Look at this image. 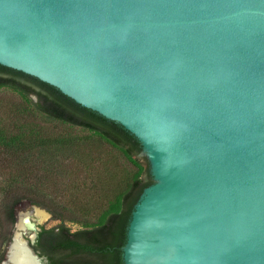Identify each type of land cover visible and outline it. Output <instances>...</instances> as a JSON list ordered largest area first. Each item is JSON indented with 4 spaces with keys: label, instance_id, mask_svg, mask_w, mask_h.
Wrapping results in <instances>:
<instances>
[{
    "label": "water",
    "instance_id": "95a60500",
    "mask_svg": "<svg viewBox=\"0 0 264 264\" xmlns=\"http://www.w3.org/2000/svg\"><path fill=\"white\" fill-rule=\"evenodd\" d=\"M0 64L141 143L124 264H264V0H0Z\"/></svg>",
    "mask_w": 264,
    "mask_h": 264
},
{
    "label": "trees",
    "instance_id": "16d2710c",
    "mask_svg": "<svg viewBox=\"0 0 264 264\" xmlns=\"http://www.w3.org/2000/svg\"><path fill=\"white\" fill-rule=\"evenodd\" d=\"M0 87H11L28 99V107L16 108L20 114L30 109L22 118L27 123L42 115L94 136L84 144L39 133L13 134L0 126V261L9 244L4 234L7 224L11 225L19 201L28 199L35 205L49 201L54 212L74 208L87 212L65 219L83 226L76 231L63 219L57 227L40 226L31 247L46 259L45 264H124L122 246L127 241L132 212L143 190L153 183L139 140L120 123L78 104L55 86L1 64ZM98 143L115 150L125 164L119 166L112 156L110 165L98 150ZM73 160L91 171L87 177L89 188L77 179L68 182L72 173L65 161ZM99 165L106 168V175L96 174L94 170ZM51 187L55 194L47 200L45 192Z\"/></svg>",
    "mask_w": 264,
    "mask_h": 264
},
{
    "label": "rangeland",
    "instance_id": "374dc122",
    "mask_svg": "<svg viewBox=\"0 0 264 264\" xmlns=\"http://www.w3.org/2000/svg\"><path fill=\"white\" fill-rule=\"evenodd\" d=\"M30 98H32L34 101L37 100L36 96L34 95H31ZM27 100L28 99L22 97L18 91L14 90L11 87H0V126H4V129L7 132L17 134L21 131L26 135L30 133H34V134L39 133V135L43 137L78 140L77 141L78 143L91 142L92 137H94L91 132L87 130H83L82 128H78L76 126L62 123L59 120H54L52 118H48L42 115H40V118L30 123H27L28 121L22 120V118H24L25 115L27 114V111L30 109H25L24 112L20 114L18 113L16 108L28 107ZM94 144L96 145V142ZM97 147L99 151H102V156L105 157V160H107L110 165L112 163L110 157L112 156L115 157L114 161L119 163V166L125 164V161L122 159L120 161L116 151L111 149L109 146L107 145L104 146L102 143H98ZM143 161L145 162V160ZM65 164L69 173H72L68 182L71 183L73 180L77 179L81 182V184H85L87 188L90 187L87 177L89 176V174H91V171H89V169L86 166L80 165V163L77 162L76 160L65 161ZM121 169H122L121 167L118 168V170ZM105 170L106 168H103L102 165H99L98 167H96L94 171L96 172V174L103 173L104 175H106ZM112 172L115 173V175L117 176L116 169L113 168ZM53 190L54 189L52 187L50 191L46 190L45 193L47 194L46 195L47 200H50L51 197H54L55 193H53ZM90 202L93 205V202L92 201ZM38 209H41L47 213V217L45 219H40L36 215ZM28 212H31L32 220L38 226L47 227V228L57 227L64 220V222L74 231L81 229L83 226L81 224L73 222L72 220H65V219L73 218L71 216H82V214L85 215L87 214L86 211L82 212L76 208L72 210L58 209V211L54 212V207L49 203V201L47 202L41 201V205H35L30 201H28V199H21L19 203L16 205V209L13 213V220L11 221V225L9 226L7 224V227L4 231L6 239L9 240V244L11 243L14 233L16 231L19 215L28 214ZM94 213L95 216L96 214H98V212H94ZM9 244L5 249L3 260L6 257ZM3 260L0 261V264L3 262ZM40 260L42 264L46 263L45 258L40 257Z\"/></svg>",
    "mask_w": 264,
    "mask_h": 264
},
{
    "label": "bare ground",
    "instance_id": "6f19581e",
    "mask_svg": "<svg viewBox=\"0 0 264 264\" xmlns=\"http://www.w3.org/2000/svg\"><path fill=\"white\" fill-rule=\"evenodd\" d=\"M36 215L40 219H45L47 217V213L41 209H38L36 212ZM29 215L28 214H20L18 218V227L19 230L16 234V239L21 238V234L19 232L24 233L27 235L29 238H34L35 233L33 231L29 232L27 226L29 225ZM23 235V234H22ZM24 244V243H23ZM13 259L15 261V264H38L37 261L33 260L30 258V255L27 253L25 247L22 245L21 242L17 241L14 244V251H13ZM37 262V263H36Z\"/></svg>",
    "mask_w": 264,
    "mask_h": 264
}]
</instances>
